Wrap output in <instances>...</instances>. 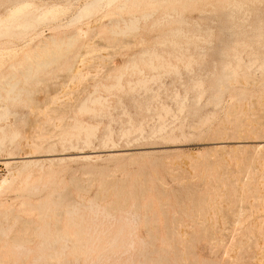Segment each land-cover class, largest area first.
<instances>
[{
  "label": "rangeland",
  "instance_id": "rangeland-1",
  "mask_svg": "<svg viewBox=\"0 0 264 264\" xmlns=\"http://www.w3.org/2000/svg\"><path fill=\"white\" fill-rule=\"evenodd\" d=\"M0 58V264H264V0H0Z\"/></svg>",
  "mask_w": 264,
  "mask_h": 264
},
{
  "label": "bare ground",
  "instance_id": "bare-ground-1",
  "mask_svg": "<svg viewBox=\"0 0 264 264\" xmlns=\"http://www.w3.org/2000/svg\"><path fill=\"white\" fill-rule=\"evenodd\" d=\"M88 6H89V5H85V6L83 7V10L87 9ZM53 8H54V7L52 6V7H50V8H46V9H44V10H43L44 14H46V16H47V15H48L47 13H49L50 11H52ZM148 15H149V14H148ZM151 15H152V14H151ZM79 31L82 32V29L79 30ZM52 32H53V31H52ZM83 32H84V30H83ZM79 33H80V32H79ZM85 33H86V32H85ZM76 34H77V33H76ZM36 35H39V33H36ZM39 37H40V36H39ZM30 39H31V38H30ZM49 40H53V41H54L55 38H54V37H51ZM27 42H28V41H27ZM27 42H26V43H27ZM26 43H24V44H26ZM42 43H43V42H42ZM42 43H41V44H42ZM47 45H48V42H44V44L40 45V47L42 46V47L45 48V46H47ZM23 46H24V45H23ZM23 46H22V48H24ZM20 47H21V46H20ZM18 48H19V47H17V49H18ZM22 48H21V50H22ZM25 48H26V47H25ZM19 49H20V48H19ZM23 50H25V49H23ZM5 51H6V50H5ZM8 51H11V50L8 49ZM8 51H6V52H8ZM6 52H3V53H6ZM12 52H13V50H12ZM15 52H16V51H15ZM8 53L11 54V52H8ZM8 53H7V54H8ZM16 53H17V52H16ZM16 53H15V54H16ZM19 53H20V51H19ZM1 54H2V51H1ZM7 54H4V55L8 56ZM17 54H18V53H17ZM17 54H16V55H17ZM13 55H14V54H13ZM13 55H12V56H13ZM16 55H14L12 58H15ZM17 56H18V55H17ZM1 57H2V56H1ZM3 57L5 58V56H3ZM9 57H10V56H8L7 58H9ZM4 58H3V59H4ZM0 59H1V58H0ZM3 59H1V60L3 61ZM10 59H11V58H10ZM79 60H80V59H79ZM79 60H78V61H79ZM0 62H1V61H0ZM11 62H12V61H11ZM150 62H151V61H150ZM79 65H80V64H79ZM80 66H81V65H80ZM75 68H77V67H75ZM78 68H79V67H78ZM78 68H77V69H78ZM155 68H156V67H155ZM73 70H74V69H73ZM79 70H80V68L78 69V71H79ZM73 72H77V71H73ZM10 73H11V72H10ZM3 83H5V81H4ZM8 84H9V83H8ZM143 84H144V83H143ZM5 85H6V87H7V83H6ZM14 86H16V84L13 83V84L11 85V87H12L11 89H12V90H13V87H14ZM118 86H119V85H118ZM114 87H115V86H114ZM3 91H4V90H3ZM7 91H8V90H6V92H7ZM10 91H11V90L9 89L8 92H10ZM4 92H5V91H4ZM96 99H98V98H96ZM98 100H100V98H99ZM94 101H95V100H94ZM95 102H96V101H95ZM92 103H93V102H92ZM127 132H128V134H129V131H127ZM133 132H134V131H133ZM16 136H17V134H16ZM18 136H19V135H18ZM18 136H17V137H18ZM34 136H35V135H34ZM88 136H89V135H88ZM29 137H30V136H29ZM3 138H4V139H3ZM3 138H1V139L5 140L6 137H3ZM9 138H10V136H9ZM9 138L7 137V140H8ZM31 138H32V137H31ZM247 138H249V137H247ZM1 139H0V140H1ZM13 139H15V138H14V135H11V140L9 139V141L12 142ZM16 139H17V138H16ZM87 139H88V137H87ZM245 140H246V139H245ZM13 141H14L13 143L16 142L15 140H13ZM3 142H4V141H0L1 148H3V146H4V149H6V146L2 144ZM6 142H7V145H9L10 147H11V145L13 146V143L10 144L8 141H6ZM262 142H263V141H262ZM219 143H220V142H219ZM4 144H5V143H4ZM263 145H264V144H263ZM9 146H7V147L9 148ZM220 147H221V146H220ZM10 149H11V148H10ZM0 150H1V149H0ZM2 150H3V149H2ZM6 150H9V149H6ZM26 150H27V149H26ZM23 151H25V148L23 149ZM7 152L10 153V151H7ZM26 153H27V152H26ZM26 153H25V155H27V156H24V157L20 158V162H26V161H27L26 158H30V157H31V156H28V153H27V154H26ZM112 154H113V153H112ZM19 155H20V153H19ZM19 155H18V156H19ZM50 155H51V154H50ZM9 156H11V153L9 154ZM13 156H14V155H13ZM18 156H17V157H18ZM57 156H58V155H57ZM7 157H8V156H7ZM14 157H15V156H14ZM81 157H82V158H89L90 156H88V155H86V154H83V155H81ZM12 158H13V157H12ZM12 158H10V159H12ZM4 160H5V159H4ZM8 160H9V159H8ZM15 160L17 161V159H15ZM25 160H26V161H25ZM13 161H14V159H13ZM30 161H32V158H31ZM10 162H11V161H7V163H10ZM27 162H28V161H27ZM4 163H6V161H5ZM29 164H30V163H29ZM6 165H7V164H6ZM24 165H25V164H24ZM27 165H28V164H27ZM25 167H26V166H25ZM23 168H24V167H23ZM21 170H22V169H21ZM21 170H20V171H21ZM18 171H19V170H18ZM18 173H20V172H18ZM15 175H16V173H15ZM3 181H4V180H3ZM6 182H7V180H5L3 183L5 184ZM3 183H2V184H3ZM2 184H1V185H2ZM194 198H195V197H194ZM95 204H96V203H95ZM95 204L93 203V205H95ZM91 205H92V204H91ZM91 205H89V206H91ZM96 206H97V205H96ZM96 206H95V207H96ZM98 206H99V205H98ZM98 206L96 207L97 209H98ZM78 207H80V206H78ZM95 207H94V208H95ZM75 208H77V207H75ZM81 208H82V206H81ZM99 208H100V206H99ZM90 209H92V208L90 207ZM75 211H76V210H75ZM70 212H72V211H70ZM104 212H105V211H104ZM107 212H108V211H107ZM107 212H106V215H107ZM71 214H72V213H71ZM127 214H128V213H127ZM129 214H130V212H129ZM134 214H136V213H134ZM110 215H111V214H110ZM124 215H125V214H124ZM124 215L121 214L120 216H124ZM130 215H131V214H130ZM125 216H126V215H125ZM127 216H128V215H127ZM108 217H109V215H108ZM113 217H114V216H113ZM106 218H107V217H106ZM119 218H120V217H119ZM119 218H118V219H119ZM131 218H132V216H131ZM15 220H16V218H15ZM15 220H14V221H15ZM17 220H18V219H17ZM121 220H123V218H122ZM131 220H132V219H131ZM116 221H117V220H116ZM128 221H129V222H132V221H130V220H128ZM118 222H119V223L121 222L120 219H119ZM123 222H124L123 224H125V221H123ZM133 222H134V220H133ZM8 223L10 224V222H8ZM16 223H17V222H16ZM28 223H29V222H28ZM9 224H8V227H9V228L5 227L7 231H8V230H11V229H10V228L12 227L11 225H13V224H11V225H9ZM24 224H25V223H24ZM24 224H22V225L24 226ZM131 224H132V223H131ZM1 226H2V224L0 225V228H1L0 231H2V232L5 233L4 229H2L4 226H3V227H1ZM6 226H7V224H6ZM18 226L21 227V230L23 229V226H20V225H18ZM121 226H122V224H121ZM131 226H132V225H131ZM133 226H135V225H133ZM13 227H14V226H13ZM26 227H27V226H24V229H25ZM43 227H44V225H43ZM43 227H42V228H43ZM47 227H48V225L45 226V228H47ZM119 227H120V226H119ZM135 227H136V226H135ZM15 228H16V227H14V229H15ZM34 228L37 229V227H33V229H34ZM45 228H44V229H45ZM253 228H254V227H253ZM12 229H13V228H12ZM14 229H13V230H14ZM24 229H23V230H24ZM28 229H29V228H27L26 230H28ZM35 229H34V230H35ZM40 229H41V228H40ZM88 229H89V227H88ZM117 229H118V228H117ZM19 230H20V229H19ZM42 230H43V229H42ZM46 230H47V232L49 233L48 228L45 229V231H46ZM85 230H86V229H85ZM94 230H95V229H94ZM132 230H133V229H132ZM135 230H136V229H135ZM14 231H15V230H14ZM14 231H13V232H14ZM17 231H18V230H16L15 233H18ZM31 231H33V230H31ZM31 231H30V232H31ZM35 231H36V230H35ZM122 231H124L123 228H120L118 231L115 230V233L118 232L117 235H115V236H111L112 234L110 235V238H112V239L109 240V243H108L107 247L114 248V247L120 246V245L124 244V241H125V240H127L128 243H127V244L125 243L124 245H128V246L131 247V246L134 244V239H131L132 235H131V234L129 235V234L127 233L128 236H127V238H125V237H123L124 235H122V234H123ZM251 231H252V230H251ZM13 232H12V233H13ZM24 232H25V230H24ZM87 232H88V231H87ZM7 233H8V232H7ZM12 233H11V234H12ZM15 233H14V236H15ZM26 233H27V232H26ZM26 233H25V234H26ZM45 233H46V232H45ZM121 233H122V234H121ZM254 233H255V232H254ZM1 234H3V233H1ZM11 234H10V235H11ZM41 234H42V233H41ZM132 234H134V233H132ZM4 235H5V234H4ZM42 235H43V234H42ZM97 235H98V233H97ZM246 235H247V234H246ZM6 236H7V235H6ZM244 236H245V235H244ZM19 237H20V236H19ZM22 237H23V236H22ZM242 238H243V237H242ZM14 239L16 240V241H15V240H14V241L17 243V244H16V247H17V248H21V247H23V245L25 244V243H23V240L20 239V238H18V239L14 238ZM257 239H258V238H257ZM26 240H28V239H26ZM26 240H25L24 242H27ZM66 240H67V239H66ZM66 240H65V241H66ZM92 240H93V243H92L91 246H88V249L92 250V252H93V251H95V250L97 249V244H95V242H96V243L98 242V241H97L98 238H95V239H92ZM57 241H58V240H56L55 242L57 243ZM119 241H120V242H119ZM140 241H142V240H140ZM239 241H240V240H239ZM246 241H247V240H246ZM30 242H31V241H30ZM183 242H184V241H183ZM244 242H245V241H244ZM143 243H144V242H143ZM184 243H185V242H184ZM236 243H237V242H236ZM88 244H89V243H88ZM188 244H189V243H188ZM243 244H244V243H243ZM142 245H145V243L142 244ZM182 245H184V244H182ZM255 245H256V244H255ZM41 246H42V245H41ZM55 246H56V245H55ZM67 246H68V245H67ZM214 246H215V245H214ZM98 247H99V245H98ZM121 247H122V246H121ZM184 247H185V249H186V246H183V248H184ZM215 247H216V246H215ZM218 247H219V246H218ZM65 248H66V245H65L64 249H65ZM126 248H127V247H126ZM216 248H217V247H216ZM55 249H56V248H55ZM176 249H177V248H176ZM185 249H184V250H185ZM231 249H232V248H231ZM19 250H20V249H19ZM154 250H155V249H154ZM172 250H173V249H172ZM174 250H175V249H174ZM182 250H183V249H182ZM241 250H242V248H241ZM20 251H22V250H20ZM142 251H144V249H143ZM146 251H147V250H146ZM151 251H152V250H151ZM151 251H150V252H151ZM157 251H158V250H157ZM161 251H162V250H161ZM215 251H216V250H215ZM155 252H156V251H155ZM155 252H154V253H155ZM163 252H165V251H163ZM176 252H179V253H180V249H179V251H178V250L175 251V254H177ZM256 252H257V251H256ZM183 253L186 255L185 251H184ZM183 253L181 252L182 255H183ZM141 254H143V252H141ZM150 254H151V253H150ZM157 254H158V253H157ZM173 254H174V253H173ZM181 254H180L179 258H180V257H181V258L185 257L184 255L181 256ZM145 255H146V252H145ZM147 255H148V254H147ZM226 255H227V254H226ZM226 255H225V256H226ZM228 255H229V254H228ZM159 256H160V255H159ZM162 256H163V255H162ZM229 256H230V255H229ZM144 257L146 258V256H144ZM160 257H161V256H160ZM255 257H256V255H255ZM259 257H260V256H259ZM148 258H149V256H148ZM148 258H147V259H148ZM175 258H176V257H175ZM186 258H187V255H186ZM147 259H146V261H147ZM157 259H158V257H157ZM38 260H39V259H37V261H38ZM148 260H149V259H148ZM177 260H181V259H178V258H177ZM186 260H187V259H186ZM230 260H231V259H230ZM75 261H76V260H75ZM77 261H78V260H77ZM77 261H76L75 263H76V264H79V263H77ZM183 261H184V259H183ZM152 262H154V260H153ZM156 262H157V260H156ZM158 262H159V261H158ZM163 262H164V261H163ZM173 262H175V260H174ZM67 263H68V261H66V264H67ZM145 263H146V262H145ZM166 263H167V262H166ZM179 263H181V262H179ZM184 263H186V261H185ZM50 264H51V263H50ZM157 264H158V263H157ZM181 264H182V263H181ZM186 264H188V262H187ZM232 264H233V263H232Z\"/></svg>",
  "mask_w": 264,
  "mask_h": 264
}]
</instances>
